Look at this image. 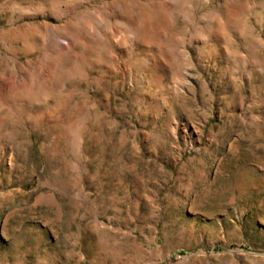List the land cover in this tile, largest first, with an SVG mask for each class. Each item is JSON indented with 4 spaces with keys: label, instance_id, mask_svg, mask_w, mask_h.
<instances>
[{
    "label": "rangeland",
    "instance_id": "obj_1",
    "mask_svg": "<svg viewBox=\"0 0 264 264\" xmlns=\"http://www.w3.org/2000/svg\"><path fill=\"white\" fill-rule=\"evenodd\" d=\"M264 264V0H0V264Z\"/></svg>",
    "mask_w": 264,
    "mask_h": 264
},
{
    "label": "trees",
    "instance_id": "obj_2",
    "mask_svg": "<svg viewBox=\"0 0 264 264\" xmlns=\"http://www.w3.org/2000/svg\"><path fill=\"white\" fill-rule=\"evenodd\" d=\"M158 264H160V263H158Z\"/></svg>",
    "mask_w": 264,
    "mask_h": 264
}]
</instances>
